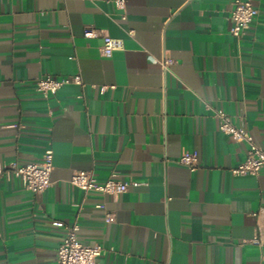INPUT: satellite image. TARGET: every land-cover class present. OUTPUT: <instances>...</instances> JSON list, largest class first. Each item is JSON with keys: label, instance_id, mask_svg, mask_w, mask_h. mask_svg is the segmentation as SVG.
<instances>
[{"label": "crops", "instance_id": "crops-1", "mask_svg": "<svg viewBox=\"0 0 264 264\" xmlns=\"http://www.w3.org/2000/svg\"><path fill=\"white\" fill-rule=\"evenodd\" d=\"M252 1L236 37L233 0H0V164L54 151L43 192L0 179V264H58L73 223L103 246L96 264H264V168L232 173L248 145L214 114L264 147V0ZM103 34L123 47L102 55ZM77 73L82 84L48 97L36 88ZM191 150L193 170L178 161ZM78 169L138 184L85 192L70 181Z\"/></svg>", "mask_w": 264, "mask_h": 264}, {"label": "built area", "instance_id": "built-area-1", "mask_svg": "<svg viewBox=\"0 0 264 264\" xmlns=\"http://www.w3.org/2000/svg\"><path fill=\"white\" fill-rule=\"evenodd\" d=\"M115 7L124 10L126 0H112ZM258 13L257 7L252 0H233L231 10L232 27L231 33L240 37L242 33L249 27ZM126 15H123L125 17ZM87 37L96 36L97 29L92 25H86L83 31ZM123 47L121 38L112 37L103 34V44L101 45V53L104 56H110L114 50ZM173 62V58L164 57L161 60L163 69L168 70ZM67 83L82 84L80 74H73L64 77H53L46 75L39 77L36 81V88L43 96L48 97L49 94L55 93L60 87ZM215 116L219 119V129L223 133L229 134L236 141H244L248 148L245 157L233 165L230 170L236 175L241 174H258L264 168V147L261 146L253 134L244 126L238 125L233 117L218 109ZM54 151L51 146L47 147L39 160L28 161L22 164L10 163L8 165L0 164V179L10 174L19 177L25 188L34 193L43 192L51 184V173L53 170ZM178 161L190 169L199 166V153L197 150L184 151L181 153ZM71 183L77 185L85 192H98L105 195L117 196L125 192L131 185H136V181H127L120 178L117 171L103 180L98 179L92 170L78 169L70 178ZM106 219H111V214L106 215ZM56 224H62L56 221ZM260 241L258 237L255 238ZM103 246L100 243H84L79 237V225L73 223L66 225V234L58 247V264H96Z\"/></svg>", "mask_w": 264, "mask_h": 264}]
</instances>
